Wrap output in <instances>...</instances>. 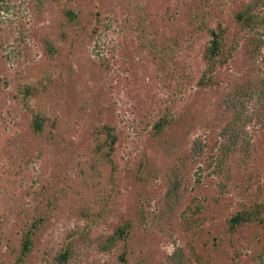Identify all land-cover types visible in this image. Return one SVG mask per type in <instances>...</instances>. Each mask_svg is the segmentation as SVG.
I'll return each mask as SVG.
<instances>
[{"label": "rangeland", "instance_id": "obj_1", "mask_svg": "<svg viewBox=\"0 0 264 264\" xmlns=\"http://www.w3.org/2000/svg\"><path fill=\"white\" fill-rule=\"evenodd\" d=\"M0 264H264V0H0Z\"/></svg>", "mask_w": 264, "mask_h": 264}, {"label": "trees", "instance_id": "obj_2", "mask_svg": "<svg viewBox=\"0 0 264 264\" xmlns=\"http://www.w3.org/2000/svg\"><path fill=\"white\" fill-rule=\"evenodd\" d=\"M219 28H221V27H219ZM220 42H221V40H220V38L218 36V33L214 32L213 40H212V46H211V48L209 50L211 58H217L218 57V53L220 51V46H219ZM41 127H42L41 124L37 122L36 123V128L37 129H41ZM32 232L33 231H30V233L27 234V236H26V238H25V240L23 242L22 251H21L23 255H26L30 251L31 243H32V237H33L32 236V234H33Z\"/></svg>", "mask_w": 264, "mask_h": 264}]
</instances>
